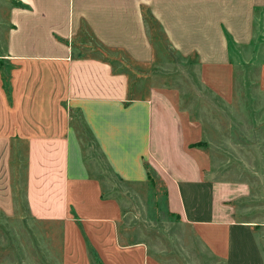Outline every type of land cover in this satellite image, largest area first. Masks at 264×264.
<instances>
[{"label": "crops", "instance_id": "crops-1", "mask_svg": "<svg viewBox=\"0 0 264 264\" xmlns=\"http://www.w3.org/2000/svg\"><path fill=\"white\" fill-rule=\"evenodd\" d=\"M6 19L0 129H25L30 115L43 129L64 130L0 135V211L22 200L33 221L72 229L85 254L77 221L116 215L86 159L82 126L118 179L147 183L148 171L158 178L169 211L224 264H264L257 227L234 214L246 185L209 176L174 100L131 80L132 65L156 59L157 29L173 51L203 66L256 70L264 91V0H9ZM112 245L125 259L146 255L141 241Z\"/></svg>", "mask_w": 264, "mask_h": 264}, {"label": "rangeland", "instance_id": "rangeland-1", "mask_svg": "<svg viewBox=\"0 0 264 264\" xmlns=\"http://www.w3.org/2000/svg\"><path fill=\"white\" fill-rule=\"evenodd\" d=\"M8 5L9 0H0V50L9 27ZM153 31L158 54L149 65L131 66L134 87H157L174 100L187 142L209 176L246 185L248 193L232 201L234 214L237 220L257 227L264 250V91L257 84L256 70L203 66L197 58L173 51L159 31ZM4 74L11 76L9 68ZM7 79L4 88L10 98V77ZM27 120L30 125L25 124V129H0V135L23 140L64 130L43 129L30 115ZM77 131L105 199L115 205L116 217L97 224L77 221L84 254L77 249L72 229L33 221L19 200L13 212L0 211L2 264H224L223 256L204 246L192 226L169 211L164 184L158 178L153 184L118 179L88 130L80 126ZM20 146L23 153L22 141ZM114 239L120 246L144 242L146 255L139 259L142 253L136 252L125 259L112 245Z\"/></svg>", "mask_w": 264, "mask_h": 264}, {"label": "trees", "instance_id": "trees-1", "mask_svg": "<svg viewBox=\"0 0 264 264\" xmlns=\"http://www.w3.org/2000/svg\"><path fill=\"white\" fill-rule=\"evenodd\" d=\"M154 176L151 172L148 171V181L153 184L154 183Z\"/></svg>", "mask_w": 264, "mask_h": 264}]
</instances>
